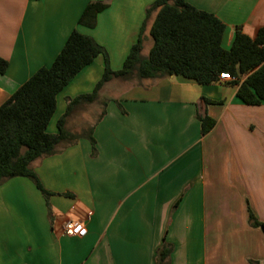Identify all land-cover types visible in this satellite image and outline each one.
Here are the masks:
<instances>
[{
    "label": "crops",
    "instance_id": "1",
    "mask_svg": "<svg viewBox=\"0 0 264 264\" xmlns=\"http://www.w3.org/2000/svg\"><path fill=\"white\" fill-rule=\"evenodd\" d=\"M154 1L0 0V58L8 62L0 106L52 64L74 29L103 47L118 71L143 27L146 58ZM91 2L92 25H79ZM186 2L225 25V50L236 31L253 38L264 27V0ZM103 70L98 57L56 96L48 133L57 132L67 100L91 93ZM237 89L181 77L105 84L90 128L94 157L89 127L73 126L81 105L65 124L80 138L30 165L51 193L47 201L28 179L0 185V264H155L164 243L172 247L168 264H264V236L248 223L249 213L264 222V101L246 106ZM197 115L215 121L205 136ZM76 220L86 236H63L64 223Z\"/></svg>",
    "mask_w": 264,
    "mask_h": 264
},
{
    "label": "trees",
    "instance_id": "2",
    "mask_svg": "<svg viewBox=\"0 0 264 264\" xmlns=\"http://www.w3.org/2000/svg\"><path fill=\"white\" fill-rule=\"evenodd\" d=\"M97 5L91 2L87 6L79 25H92L88 17L89 13L98 11ZM152 14H155L149 30L152 46L146 58L141 57L143 27L118 71L111 69L103 47L74 29L52 64L38 69L0 106V185L15 178L28 179L47 201L51 193L44 189L30 165L51 156L58 145L71 144L80 138L66 130L67 118L78 106L95 103L101 88L112 80L181 77L207 86L219 83V75L225 73L233 78L231 83L238 87L237 97L243 104L261 105L264 101V27L253 38L236 31L230 49L225 50L222 47L225 25L214 15L191 7L186 0H155L146 11V19ZM98 57L103 58L101 79L91 93L67 100L65 112L56 123L57 132L48 133L56 96ZM7 69L8 62L0 58V74H5ZM105 106L103 103L102 108ZM103 115L104 110L99 119ZM197 119L201 136L215 126V121L207 115H197ZM91 133L92 129L86 138L94 157L95 141ZM248 223L264 236V222L249 213ZM171 253V245L164 243L156 252L155 264H168Z\"/></svg>",
    "mask_w": 264,
    "mask_h": 264
},
{
    "label": "rangeland",
    "instance_id": "3",
    "mask_svg": "<svg viewBox=\"0 0 264 264\" xmlns=\"http://www.w3.org/2000/svg\"><path fill=\"white\" fill-rule=\"evenodd\" d=\"M113 90L108 89V94H113L117 91L116 89H113ZM98 110H101L100 105L95 103L89 106L86 105V108L82 110V112H79V111L73 112V116H72V121L74 123L73 126L75 128L76 127H84V128L89 127V129L85 131V132H89L90 128L93 126L92 124H94V122L96 121V112ZM54 154H56V149H55V153H53L51 156H53Z\"/></svg>",
    "mask_w": 264,
    "mask_h": 264
},
{
    "label": "built area",
    "instance_id": "4",
    "mask_svg": "<svg viewBox=\"0 0 264 264\" xmlns=\"http://www.w3.org/2000/svg\"><path fill=\"white\" fill-rule=\"evenodd\" d=\"M233 78L229 74L222 73L219 75V82H232ZM61 234L66 237L84 238L87 230L82 221H67L62 227Z\"/></svg>",
    "mask_w": 264,
    "mask_h": 264
}]
</instances>
